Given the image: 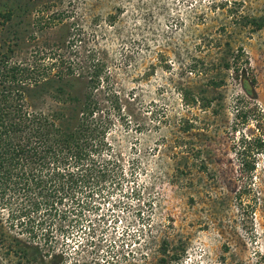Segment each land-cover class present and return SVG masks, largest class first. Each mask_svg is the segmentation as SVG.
<instances>
[{"label":"rangeland","instance_id":"374dc122","mask_svg":"<svg viewBox=\"0 0 264 264\" xmlns=\"http://www.w3.org/2000/svg\"><path fill=\"white\" fill-rule=\"evenodd\" d=\"M47 1L0 0L13 10L0 49L33 48L31 21ZM71 1L85 49L105 59L107 138L127 176L84 227L36 239L42 259L0 248V264H264V152L245 172L236 150L242 134H258L250 110L264 114V28L244 18L264 14V0ZM228 45L247 53L255 100L216 64ZM188 87L211 105L187 108Z\"/></svg>","mask_w":264,"mask_h":264},{"label":"trees","instance_id":"16d2710c","mask_svg":"<svg viewBox=\"0 0 264 264\" xmlns=\"http://www.w3.org/2000/svg\"><path fill=\"white\" fill-rule=\"evenodd\" d=\"M72 3L49 0L35 9L34 44L25 56L0 49V248L20 262L42 259L37 240H56L53 230L65 235L70 227H84L87 214L98 211V200L127 176L107 138L105 59L85 49ZM12 16V9L0 10V34ZM244 18L253 30L264 28L263 13ZM246 54L242 46L228 45L216 64L231 70L244 95L255 100L256 79ZM181 96L189 109L211 105L189 87ZM243 113L246 119L239 109L235 116ZM249 117L258 134H242L236 148L245 172L264 152V114L255 105Z\"/></svg>","mask_w":264,"mask_h":264}]
</instances>
